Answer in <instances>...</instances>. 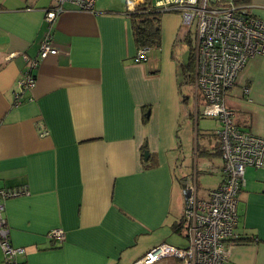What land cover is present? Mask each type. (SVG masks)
Here are the masks:
<instances>
[{"label":"crops","instance_id":"0c3cea01","mask_svg":"<svg viewBox=\"0 0 264 264\" xmlns=\"http://www.w3.org/2000/svg\"><path fill=\"white\" fill-rule=\"evenodd\" d=\"M156 1L95 0L92 11L65 4L48 23L51 0H0V186L26 188L5 202L21 262L131 264L162 242L180 247L181 180L193 174L177 167L190 127L178 53L184 42L192 51L194 37L179 11L163 12L159 46L136 61L128 11ZM234 1L264 19V0ZM48 32L58 52L38 62L35 86L14 106L23 56L35 57ZM226 104L237 125L264 137V52L247 61ZM198 154L210 155L202 164L215 174L204 197L222 183L221 158L211 142ZM244 181L228 264H264V166L247 167ZM53 228L64 231L61 243L47 237Z\"/></svg>","mask_w":264,"mask_h":264},{"label":"built area","instance_id":"2783aa9c","mask_svg":"<svg viewBox=\"0 0 264 264\" xmlns=\"http://www.w3.org/2000/svg\"><path fill=\"white\" fill-rule=\"evenodd\" d=\"M51 1L52 5L44 13L48 23L64 12L65 4L92 11L95 2ZM153 5L165 12L179 11L185 26L190 27L195 20L190 87L196 106L201 102V115L219 123L217 136L223 180L219 186L207 190L204 197H199L195 174L183 178L181 229L188 239L187 246L176 247L162 242L131 264H156L165 258H174L177 264H228L234 244L238 193L245 182V169L264 166V137L236 124L235 113L227 106L226 98L247 61L264 52V19L250 14L245 6L234 0H157ZM147 51V48L137 49L135 60L146 61ZM57 52L48 32L40 41L35 57L23 56L26 67L17 80L19 89L14 94V106L21 104L23 94L35 86L33 70L38 62ZM195 117H198V109ZM46 133L41 130V135ZM25 193L24 186H0V264H25L18 259L24 249L13 246L9 240L5 218L6 200ZM46 235L56 244L64 240L61 228H53Z\"/></svg>","mask_w":264,"mask_h":264},{"label":"rangeland","instance_id":"374dc122","mask_svg":"<svg viewBox=\"0 0 264 264\" xmlns=\"http://www.w3.org/2000/svg\"><path fill=\"white\" fill-rule=\"evenodd\" d=\"M189 29L191 32V38L195 35V20L190 25V27L186 28ZM178 53V52H177ZM187 53H188V45L186 42L183 43V49H180L178 55L180 56L181 61L187 62ZM181 92L184 95L189 96V100L187 103H184L185 109V121H189L190 127L189 129L185 127L187 132H189V139L187 142H184L183 150L177 152V167L179 169V173L182 176H186L190 174H196V181H197V191L198 195L200 193V189L204 186L208 187L214 183V173H210L209 169L206 168L205 165L202 164L203 159L207 162L209 154H198L196 157V150H202V144L205 142H211V144L218 145L219 137L217 136V130L219 129V123L216 119L211 117H204L201 115V102L199 101L198 105V117L196 116L197 108L194 105L193 95L191 94V90L189 85L182 84L181 85ZM190 113V114H188ZM198 133V135H196ZM204 138V139H203ZM206 140V141H204ZM215 161L220 162V159L216 155L211 156ZM205 170V171H204ZM196 171V172H195ZM199 197H203L200 196ZM176 244L180 247L187 246L188 239L184 234V231L181 229L178 234H175ZM2 257L1 250H0V259Z\"/></svg>","mask_w":264,"mask_h":264},{"label":"trees","instance_id":"16d2710c","mask_svg":"<svg viewBox=\"0 0 264 264\" xmlns=\"http://www.w3.org/2000/svg\"><path fill=\"white\" fill-rule=\"evenodd\" d=\"M163 12L165 11H161L159 8L155 7L153 3L149 2L137 5L132 11H128L132 26V34L137 49H150L159 46V19ZM190 50L188 53L187 62L179 64V72L181 75L180 85L187 84L190 86L192 83L193 59L192 51ZM185 97L186 95L182 97L183 100H185ZM142 147L144 152V149L146 148L144 146ZM143 155L144 153H142V156ZM148 157H150V154H148ZM147 166H150V164ZM173 228L175 231H179L181 228V223H177L173 226Z\"/></svg>","mask_w":264,"mask_h":264}]
</instances>
